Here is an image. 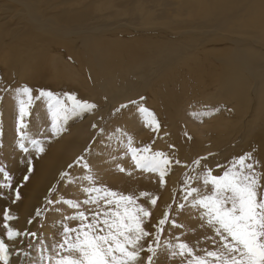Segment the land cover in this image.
Returning <instances> with one entry per match:
<instances>
[{"label": "rangeland", "instance_id": "374dc122", "mask_svg": "<svg viewBox=\"0 0 264 264\" xmlns=\"http://www.w3.org/2000/svg\"><path fill=\"white\" fill-rule=\"evenodd\" d=\"M4 4L5 2L1 3V5ZM53 22L56 25L60 24L58 19H54ZM11 23L12 20L4 21L5 25H10ZM178 28L179 26L175 27L174 31ZM73 30L74 28H68L67 31ZM186 31L187 30L182 29L178 32L183 33ZM196 31V36L194 37L195 41L197 39L207 40L210 37L209 32L200 33L199 30ZM169 34L170 36L168 37L166 35H162V38L166 39L171 46L176 47L181 44L180 41L186 40L182 35L174 33ZM117 36L119 37L121 35L119 34ZM1 38L0 70L2 65L5 64V59L13 61V57L18 54V47L16 45H19L17 41H10L8 39L9 42L7 43L8 40L4 37ZM208 40H211V38ZM67 41H72L74 43L67 44ZM67 41H65L66 45L64 47L46 43L48 47L52 49L51 53L59 55L63 63H66L67 65L68 72L67 77L65 78L67 82L66 95L61 93L62 90L61 87H59V82H50V78L55 77L54 75H51V70L53 68L50 66H44L36 71L35 77L37 78V85L39 86V89L36 91L38 93L35 92L32 96L33 99L31 104L27 105V114L23 118V124L25 126L21 130L25 134L23 141H21L20 131L17 130L18 123L20 122V105L17 104L14 106L13 110H15L16 113L14 114L16 115L10 113L11 116L5 120V112H3L2 108V101L4 100V97L2 96H4L8 91H1L0 168H3L11 177V188L0 187V238H2L4 242L7 239V237H5L6 229L3 226L5 223V210H8L10 215L15 217L14 219L7 221V223L12 229L16 230L15 224L18 218L11 210L16 206V202H20L21 200V198L19 200L16 199V190L17 188L19 189L21 197V189L27 185L30 176L34 172L36 162H38V160L45 155L48 149L52 146L53 141H55V139L57 140V138L66 132L70 126L75 123L78 124L80 121L84 122L87 119L89 121L87 120L86 123H91L97 116L95 114L100 111L99 108L101 106L103 107L98 100V82H94L97 79V77L95 78L97 74L91 73L86 67L81 68L78 65L83 59V54H81L83 46L92 53H99L96 50L97 42L92 37H71V39H67ZM133 46V44H130L129 51L126 52V65L138 64L146 61L145 53L133 52ZM123 48L127 49L126 47ZM219 50V46H214L209 41V44L206 45L205 49L207 56L205 59L201 60L200 67H196L193 64L188 63L182 69L188 71V73L181 74V72H179V74L172 75L171 71H180V66L177 65L179 62H176V65L172 66L170 69L164 71V74L160 75L161 79L158 85L162 88L163 96L160 95L157 84H152V92H150L151 95L148 91H145L139 96L141 98L138 97L130 101L131 103L125 102L118 104L119 107L113 106L114 109L111 107L112 109L110 108V111L104 114L107 115L102 116V118H104H101V124L99 123V125L94 127H87V129L84 128L85 130L83 131V134H80V136L78 135L79 141L76 144L77 152L74 153L72 158L67 162V167L69 164H73V167L75 168V171L73 170L71 173L75 182L71 184L66 182L67 186L65 185V188L63 187L62 191L57 193L54 191L56 195L54 192L51 194L46 192L47 197L50 199H52L54 194L55 199L53 200L56 201V203L48 205L45 203V199L42 203L38 202V205L35 207L36 209H33L32 215L30 213L29 218L26 221V227L23 230L24 235L22 237V244L19 250H17V253L19 256H23L28 259L25 260L26 262L28 261L27 264L29 262H34L33 264H48V257L50 256L53 260H55L57 251L56 246L63 240V226L71 228H78L80 226L81 222L79 220L70 221L67 219L70 216L76 215L77 211L85 212L89 218L86 223L91 222L93 212L99 211L100 215L98 216V221L100 222V227H105L102 224L103 219H105L103 212L108 211L109 209L114 210L115 205H106L103 200L99 201V205L96 203L85 204L84 201L89 199L90 195H97L94 192H85L84 189L87 187L107 188L110 191L123 195H131L136 198L137 204L148 208V211L150 208V218H145L144 220H146V222L144 223L145 225H143L144 229L149 232L150 235L145 237L140 242L145 249L140 254V264H147V257L152 255L147 252V247L152 245L156 248L155 235L157 227H162L163 231L160 232L159 247L157 248L156 255L153 257L152 264H187L189 257L171 255V251L175 248V245L179 243H187L190 247L196 250V254L198 255H203V250L205 249L211 251L216 250L219 247L217 242L220 240V237L217 236L214 229L207 224V218H202V214L206 210L198 205L196 207L192 206L191 201L196 198V194L194 193L193 196L188 197L187 200L184 199V196L186 195L185 180L191 177L187 188L194 187L200 190L201 195H210L214 189L211 183L207 186L204 185L202 179L204 174L210 170L213 176H222L225 171L232 167V164L236 159L248 153L251 154L252 159L247 161V163L253 164L254 171L257 174H264V131H254L246 138L247 142L245 140L244 143H236L235 148H238L237 150L239 153L235 148V152L237 153H233L234 149L232 150V148H227L230 145V142L232 144L233 141L224 143L222 140L223 138L221 139L222 131L217 130L213 123L212 125L214 127L212 128V126H210V121L213 119L222 121L217 119L216 116H213V114L216 113V110H213V107L208 109L210 106L206 105L207 100L211 98L214 91H216L212 82L216 78L211 73V70L218 64L216 61L220 56ZM232 53L228 51L227 57H230ZM129 54H133L134 56L132 57ZM155 54L156 53H153V56ZM82 63H84V59L82 60ZM130 69L131 68H128V70ZM113 75L116 78L119 76L123 77L122 71H118V68L115 69ZM0 78L1 80L5 79L2 74H0ZM200 80L201 85L203 86L201 87L202 91L196 93L194 86L197 82H200ZM120 82L121 80H116L111 84V87L114 84H119ZM24 86L26 85L16 87L21 88ZM154 89L157 91L155 92ZM42 91L51 92L55 98L63 102L65 107L68 109L67 114L65 113L67 118H63L64 116L62 115L56 117L54 120L53 114L56 110L55 106L53 104V106L50 107L49 99L47 97L40 96ZM91 95L95 100L93 99L92 101L90 99ZM69 96H75L77 100L85 97L89 100H81V103L86 102L94 105L95 107L88 110L87 114L81 117L80 113H84L82 110H71L72 102L68 99ZM212 98L216 97L213 96ZM21 99L26 100L27 98L21 94ZM96 101L98 102L96 103ZM133 101H135L134 104H132ZM93 102L96 104H93ZM101 102H103V100ZM122 105H125V107H121ZM205 105L208 110L205 108ZM134 106L136 107L134 108ZM140 107L147 109L154 115L155 121L159 124L158 130H154V127L147 123L145 114H142L139 111ZM221 108H223L222 105L218 104L217 109L220 111ZM37 110H41V112L44 110L46 112V116H48L45 117V121H42L43 118L40 116V111L38 112ZM228 111L229 110L226 109V112ZM71 113L73 114V118ZM229 114L231 116L234 115H232V113H228V118L234 119L236 117L235 115V117H231ZM134 115L135 117L133 119H138L140 116L141 119H138L140 123L139 121L132 119V116ZM69 119L73 121L70 122ZM135 122L140 125V127L135 124ZM5 129H7V131ZM142 129L144 130L142 131ZM160 132L169 133L170 138H167L172 140L175 144H178L182 152L184 151L192 156L191 161H188L189 163H177L175 158L167 157L170 164L167 166L168 170L164 176L163 184L161 183L158 172H149L136 167L132 159V155L128 151L127 147L128 140L131 139L132 147L134 148L143 149L148 147L151 149L152 153L163 152L164 150L155 149V142L158 140L157 137H159ZM3 133L5 134L3 135ZM7 133H9V139L6 142L4 141V137H6ZM67 136H69L68 133ZM33 140L39 142V145L44 148L43 152H38L36 146L32 144ZM21 142H23L27 151L20 148L19 145ZM84 142L86 146L82 147L81 145ZM222 151H224V153L227 151L229 154H223L224 156L219 158V161L217 160L218 162L215 163L216 165L214 164L215 166L212 165L211 167L210 165L203 163L202 160L205 159L207 155H213L212 153L220 154L219 152ZM163 153L167 154L165 151ZM81 156L84 157V161L80 164L74 163L77 158ZM194 159L200 160L199 166H196L193 163ZM29 161H31L33 169L30 174L28 172ZM83 163H87L89 168H84L82 166ZM175 167H177L178 170L176 169L174 171ZM120 168H123L124 171H120ZM89 170L91 171V175L95 178L94 181H85L83 179V177L89 173ZM172 171H174V173ZM177 172H179V177L178 179L175 178L177 179V184L174 188V185L167 182V177L172 178V176ZM25 175H28L29 177L27 181L24 180ZM107 175L109 177L105 178ZM261 182L264 183V179H262ZM4 183H7V181L4 178V173L0 172V184ZM164 191H170V193L173 191L168 204L162 201ZM141 192H147L151 195L149 197H141ZM61 197H63L66 201H72L79 204V209L72 208L70 204L62 202L60 200ZM152 197L157 198V202L154 206L150 203V199ZM181 204L184 205L183 209L180 208ZM37 209L42 210V215H36ZM165 212L168 213V220L163 226H159L158 222L164 217ZM49 214L53 217H51L52 219ZM29 224L32 225L30 228ZM31 233H35L36 235L32 236L30 235ZM169 245H171V247H169ZM35 251L37 252L35 253ZM32 253H34V255ZM34 256L37 259H35ZM32 257L34 258V261L31 260ZM0 264H4V261L0 260Z\"/></svg>", "mask_w": 264, "mask_h": 264}, {"label": "bare ground", "instance_id": "6f19581e", "mask_svg": "<svg viewBox=\"0 0 264 264\" xmlns=\"http://www.w3.org/2000/svg\"><path fill=\"white\" fill-rule=\"evenodd\" d=\"M2 2L5 4L1 5ZM54 19H58L60 24H54ZM5 20H12V23L5 25ZM177 26L179 28L174 31ZM68 28H74V30L67 31ZM182 29L187 31L179 33L178 31ZM196 30L200 33L209 32L211 40L208 38L195 41ZM169 33L182 35L186 40L180 41L181 44L176 47L171 46L166 39L162 38V35L170 36ZM119 34L121 36L118 37ZM1 37L19 43L16 45L18 54L13 57V61L5 59V64L0 70V74L5 78L4 80L0 78V96L2 90L8 91L2 96L4 97L2 108L5 112V120L11 116L10 113H16L13 110L14 106L19 105L21 99V95L18 97L15 91L18 89L16 86L26 85L32 90L31 95L33 96L39 89L35 73L44 66L53 68L51 75L55 77L50 78V82H59L61 93L66 95L67 65L63 63L59 55L51 53L52 49L47 44L64 47L65 41L71 37H92L97 42L96 50L99 53H92L83 46L81 54H83L84 63L82 59L78 65L97 74L95 78L97 77L98 80L94 82H98V100L103 105L95 114L97 116L94 115L93 121L88 123L89 125L86 123L88 117L84 122L69 125L67 131L57 140L55 139L45 155L36 162L27 185L21 189L23 196L21 195L20 202H16V206L11 209L18 218L15 227L21 235L12 240L8 238L5 240L9 247L8 264H27L28 261L25 260L28 259L17 253L22 244L26 221L30 213L32 215L37 203L43 202L47 196L46 192L50 193L49 190L53 187L56 193L63 190L67 181L59 179L60 173L67 171L71 174L75 169L74 167L69 169L67 162L77 152L78 135L83 134L87 127L99 125L102 116L110 111L111 107L130 102L145 91L152 92V84H157L158 91L163 96L162 88L158 85L160 75L176 65V62H179L177 65L180 66V71H171L172 75L179 74V72L188 73L182 70L188 63L200 67L201 60L207 56L205 49L209 41L214 46L220 47V56L216 61L218 64L211 70L216 78L212 81L216 90L212 97L215 96L217 99L209 98L206 105L210 106L208 109L213 107L212 109L216 110L213 116L222 120L213 119V122L210 121V126L213 128V123L217 130L222 131L221 139L223 138L224 143L233 141L227 147L232 150L236 143H244L254 131H264V0H0V39ZM70 43L74 42L67 41V44ZM130 44L134 45L133 52L145 53L146 61L126 65V52L129 51ZM228 51L233 52L230 57H227ZM153 53L156 54L153 56ZM116 68L122 71L123 77L116 78L113 75ZM128 68L131 69L128 70ZM116 80H121V82L111 87ZM201 87L203 86L200 80L194 86L195 92L202 91ZM90 99L93 101L92 95ZM81 100L89 99L84 97L78 101L81 102ZM94 102L93 104H96L98 101ZM218 104L223 107L220 111L217 109ZM226 109L229 111L226 112ZM37 111H40L42 121H45V117L48 116L46 112ZM82 111L84 113L79 112L81 117L85 116L88 110ZM228 113L236 117L233 115L234 119L228 118ZM134 117L135 115L132 119ZM70 119V122L73 121ZM138 119H141L140 116ZM138 119L133 120L139 121ZM167 132H160L158 140H155V149L164 150L167 157H173L176 161H191V154L182 152L178 144L168 139L170 137ZM8 137L9 133L4 137V141L7 142ZM81 146H86L85 142ZM235 149L233 153L238 148ZM225 152L212 153L213 155H207L202 161L212 167L220 160L219 158L224 156L223 154L228 153ZM176 169L177 167L174 171ZM108 177V175L105 176V178ZM178 177L179 172L172 178L167 177V182L175 188ZM172 193L164 191L162 201L168 204ZM54 194L52 200L55 199ZM31 260L34 261V258L32 257Z\"/></svg>", "mask_w": 264, "mask_h": 264}, {"label": "snow or ice", "instance_id": "6c2138e0", "mask_svg": "<svg viewBox=\"0 0 264 264\" xmlns=\"http://www.w3.org/2000/svg\"><path fill=\"white\" fill-rule=\"evenodd\" d=\"M19 97L23 94L27 99H20L19 114L20 122L18 123V131H20L21 141L25 134L21 131L24 128L23 118L27 114V105L32 102V90L26 86L15 90ZM40 96L47 97L50 102V107L55 106L53 114L54 120L56 117L64 116L68 109L62 101L55 98L51 92H41ZM39 98V97H37ZM68 99L72 102V111L90 110L95 107L88 103H81L75 96H69ZM135 103V101H133ZM121 107H125L122 105ZM139 111L145 114L146 121L149 125L158 130L159 124L155 121L154 115L147 109L140 107ZM32 144L36 146L38 152H43L44 148L39 145V142L33 140ZM20 148L27 151L23 142L20 143ZM128 151L132 155V159L137 168L149 172H158L161 183L164 182V176L170 164L169 159L163 152L152 153L151 149L145 147L137 149L132 147L131 139L128 140ZM251 154H245L236 159L232 167L225 171L222 176H213L211 171H207L203 176V183L207 186L209 183L213 186V192L201 195L197 188H187L191 177L185 180L186 195L184 199L196 194L191 203L193 207L197 205L206 211L202 214V218H207V224L210 225L220 240L217 242L219 247L216 250H203V255L196 254V250L190 247L187 243H179L171 251L172 256L180 255L187 256V264H264V174H257L254 171L252 163H247L251 160ZM84 161V157H78L74 162L80 164ZM179 163V161H177ZM193 163L199 166L200 160H195ZM28 172H32L31 161L28 162ZM84 168H89L87 163H83ZM73 164H69L71 169ZM120 171H124L120 168ZM0 172L4 173V178L7 183L0 184V187L11 188V177L8 173L0 168ZM28 175H25L24 180H28ZM59 179L66 180L67 183H74L75 180L67 171L61 172ZM83 179L85 181H94L91 171L86 174ZM55 191V187L49 190L50 194ZM87 193H96V196H89V199L84 201L85 204L96 203L103 200L106 205H115L114 210L109 209L103 212L105 219L100 227L98 221L99 211L92 213L90 223L88 216L84 211H77V214L70 216L68 220H79L78 228L63 226V240L56 248V258L48 257V264H140L141 252L144 246L141 241L150 235L144 227V219L150 216L147 208L136 203V198L131 195H123L107 188L87 187L84 189ZM102 193V195H101ZM151 194L141 192V197H149ZM19 189L16 190V199L19 200ZM60 200L70 204L72 208L79 209L80 205L66 201L63 197ZM157 202L156 197L150 199V203L154 206ZM45 203L52 205L56 201L45 197ZM181 204L180 208L183 209ZM36 215H42V210L37 209ZM8 210L4 213V228L9 240L15 239L21 235L20 232L12 229L7 221L14 219ZM168 220V213L165 212L164 217L159 220V226H163ZM162 227H157L155 242L156 248L152 245L147 247V252L151 253L147 257V264H152L153 257L156 255L159 247L160 232ZM74 234V235H73ZM30 235L35 236V233ZM171 247V245H169ZM8 246L4 240L0 238V260L4 264H8Z\"/></svg>", "mask_w": 264, "mask_h": 264}]
</instances>
